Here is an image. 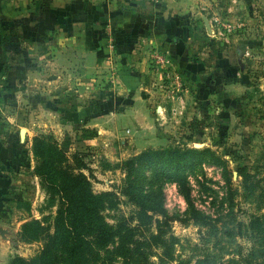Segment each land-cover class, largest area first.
<instances>
[{
  "label": "rangeland",
  "instance_id": "1",
  "mask_svg": "<svg viewBox=\"0 0 264 264\" xmlns=\"http://www.w3.org/2000/svg\"><path fill=\"white\" fill-rule=\"evenodd\" d=\"M220 1L214 4L224 6ZM229 4L227 20L244 24L227 30L231 45L224 43L230 46L226 65L235 69L238 79L214 88L219 95L208 103L200 105L187 95L183 104L173 108L167 99L171 107L161 114L140 100L134 111L119 119L110 117L97 126L77 129L60 125L56 114L34 112L30 97L17 94L4 104V120L12 131L28 130L31 141L38 134L52 135L68 156L75 151L84 155L94 194L107 195L101 216L113 229L126 226L148 255L149 264L180 260L195 264L212 257L234 264L252 251L255 264H264V255L259 257L264 252V0ZM223 69L211 76L215 82L222 80ZM105 73L104 87L100 86L109 93L111 75L108 69ZM160 89H156L158 95L163 92ZM93 100L79 98L77 106ZM27 146L28 141L25 151ZM168 148L207 150L219 164L209 154L194 161L179 171L182 184L172 177L173 170L138 160L130 171L122 166L146 151ZM38 183L25 169L16 179L19 200L0 213V226L7 230L9 241L0 244V264H9L15 257L33 258L41 250L40 243L20 240L24 223L56 212L55 207H47ZM137 192L138 198L133 196ZM255 220L259 225L249 228ZM156 236L161 242L153 240ZM117 245L118 238L108 248L110 254L103 253L107 264H123L113 254Z\"/></svg>",
  "mask_w": 264,
  "mask_h": 264
},
{
  "label": "crops",
  "instance_id": "2",
  "mask_svg": "<svg viewBox=\"0 0 264 264\" xmlns=\"http://www.w3.org/2000/svg\"><path fill=\"white\" fill-rule=\"evenodd\" d=\"M232 1L0 0V208L19 200L16 179L34 165L28 130L21 143L22 128L4 120L9 99L30 97L34 112L75 129L119 119L140 100L161 114L167 99L173 108L187 95L208 103L219 93L206 94V83L229 59L226 31L244 26L227 20ZM82 97L94 100L77 106Z\"/></svg>",
  "mask_w": 264,
  "mask_h": 264
},
{
  "label": "trees",
  "instance_id": "3",
  "mask_svg": "<svg viewBox=\"0 0 264 264\" xmlns=\"http://www.w3.org/2000/svg\"><path fill=\"white\" fill-rule=\"evenodd\" d=\"M236 73L235 69L226 65L222 80L215 82L208 79L205 88L212 86L213 89L206 88V94L218 93L219 91L214 88L222 83L237 82ZM116 103L127 105L129 100L117 99ZM112 111L113 107L110 103L108 110L103 114ZM21 148L23 149L24 145H21ZM24 152L26 153L25 150ZM31 153L34 162L32 175L38 179L47 207H55L56 212L54 216H45L41 221L30 220L22 225L21 242H37L42 247L35 257L30 259L15 257L9 264H107L103 253L110 254L108 248L116 238L118 245L113 254L123 264H149L148 255L142 246L132 239L126 226L113 229L104 221L100 212L105 205L107 195L94 194L92 175L80 151H75L70 157L65 147H62L52 135L38 134L32 138ZM208 154L207 150L197 152L180 148L146 151L138 158L124 162L122 166L130 171L138 160L149 167L173 170L172 177L182 184L183 179L180 178L179 171L186 170L194 161L203 160ZM209 155L214 163L219 164L216 158ZM137 194L138 192L133 196L138 198ZM17 204L22 205L21 202ZM2 211L1 206L0 213ZM258 225V220H255L250 223L249 228H256ZM153 240L156 243L161 242L157 236ZM263 253L260 252L259 257H262ZM167 259L171 261L172 256H167ZM256 259L255 252L252 251L234 264H255ZM178 264H190V262L180 260ZM195 264L223 263L220 259L212 257Z\"/></svg>",
  "mask_w": 264,
  "mask_h": 264
},
{
  "label": "water",
  "instance_id": "4",
  "mask_svg": "<svg viewBox=\"0 0 264 264\" xmlns=\"http://www.w3.org/2000/svg\"><path fill=\"white\" fill-rule=\"evenodd\" d=\"M19 134H20V142L24 143L25 130L21 129ZM7 236H8L7 230L0 226V244L9 242Z\"/></svg>",
  "mask_w": 264,
  "mask_h": 264
}]
</instances>
